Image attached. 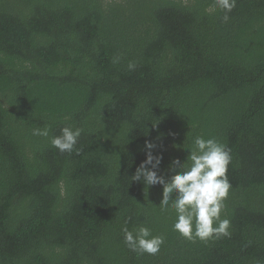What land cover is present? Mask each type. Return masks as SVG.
<instances>
[{
    "label": "trees",
    "instance_id": "1",
    "mask_svg": "<svg viewBox=\"0 0 264 264\" xmlns=\"http://www.w3.org/2000/svg\"><path fill=\"white\" fill-rule=\"evenodd\" d=\"M224 15L215 0H0V264H264V0ZM66 125L78 153L51 144ZM195 136L230 150L231 227L193 242L163 185L131 176L152 141L170 178ZM125 225L163 236L160 252L129 249Z\"/></svg>",
    "mask_w": 264,
    "mask_h": 264
},
{
    "label": "clouds",
    "instance_id": "2",
    "mask_svg": "<svg viewBox=\"0 0 264 264\" xmlns=\"http://www.w3.org/2000/svg\"><path fill=\"white\" fill-rule=\"evenodd\" d=\"M215 4L225 11L223 20L227 22L228 13L236 7L237 0H215ZM119 62V57L114 58ZM133 63L128 64L134 69ZM82 129L66 125L60 134L53 136L51 144L61 153H72L76 149ZM50 128H35L34 136L48 137ZM186 161L176 159L169 166L172 175L166 178L158 174L162 155L154 154L156 144L145 142L146 159L137 167L132 181H142L145 186L163 185V199L160 203L162 210L172 209L176 213L173 230L183 238L195 242L197 239L208 241L213 238L230 236L231 221L221 218L224 211V201L228 198L231 183L228 179V166L231 162L230 150L215 138L205 139L195 136ZM175 194V199H172ZM171 201V203H170ZM126 246L140 254L156 255L164 244V237L153 235L152 230L146 226L130 231L125 225L122 229Z\"/></svg>",
    "mask_w": 264,
    "mask_h": 264
}]
</instances>
